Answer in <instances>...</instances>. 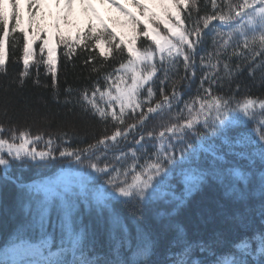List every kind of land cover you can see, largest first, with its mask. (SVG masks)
<instances>
[{
    "label": "snow or ice",
    "instance_id": "6c2138e0",
    "mask_svg": "<svg viewBox=\"0 0 264 264\" xmlns=\"http://www.w3.org/2000/svg\"><path fill=\"white\" fill-rule=\"evenodd\" d=\"M97 2L119 11L123 21L112 23L128 27L131 35L120 34L118 40L116 32L109 31L107 24L96 13L92 0H56L57 7L63 4L64 14L57 16L53 27L59 36L58 43L68 48L66 55L69 59L76 44L84 41H94V50L105 61L114 58L116 51L121 54L126 52L127 60L121 61L108 73H101L105 65L101 64L98 68L93 57L84 61L85 65L92 64L91 72L103 76L105 86L101 89L96 82L91 89L85 88L80 93V107L85 112L91 110V114L102 121L110 118L116 127L110 135H104L83 148L59 151L60 158H68L71 163L81 169H90V172L73 173L70 169H63L53 177L19 183L17 178L8 174L13 162L25 165L28 161H55L56 156L51 147L49 151L39 152L34 146L30 147L42 141V135L31 137L26 130L17 133L13 126L7 129L10 136H5L6 129L0 123V168L4 170L0 175L17 186V199L22 209L21 220L3 252L7 258H0V264H151L150 257L155 253L158 239H153V232L138 223L133 236L116 204L122 205L138 219L145 205L159 200L174 205L172 211L166 214L171 217L188 197L206 185L219 186L224 196L233 203L247 205L258 194L261 200L260 223L264 226V128L257 132L258 140L243 132L231 135L236 124L244 123L231 114H239L247 121H255L260 116L259 124L264 125V98L246 94L236 100L240 84L236 83V89L232 90L234 76L243 64L248 65V74L253 79L252 66L257 58L261 63L256 66L264 67V0H223L224 9L203 16L194 15L200 11L198 0H129L139 10L140 18L126 11L115 0ZM76 3L84 12L92 13L98 23L92 24L89 20L88 32L73 40L59 31V23L62 21L66 27L74 26L70 16ZM6 4L11 9L10 13ZM211 4L213 10L217 9V0H211ZM154 8L160 11L156 12ZM18 9L19 0H0V28L3 29V36H0V71L4 70L5 64L3 39L10 31L19 29L24 32ZM10 20L15 22L14 27H9ZM213 21H219V25L212 26L219 36V39H213L215 62H212V54H209L207 63L201 57L202 70H208L203 71L197 94L190 101H185L183 108L174 111L173 105L181 99L178 84L189 80L188 74L195 76V54L203 36L207 35L204 29H209ZM32 23V13H29V27ZM161 25L166 30L163 34ZM24 36L25 71L21 77L28 74L29 58L33 55L29 34L24 33ZM140 37L151 42L142 50L137 47ZM34 39L35 36H32ZM91 46L90 43L85 44L86 49ZM46 47L48 57L43 63L48 66L52 86L55 87V49L50 46V40L45 39L40 47L42 56ZM157 57L159 64L156 63ZM222 57L229 59L222 60ZM231 57L237 59L235 69L229 63ZM181 60L185 71L183 76L177 71ZM158 72L163 74L162 77L157 76ZM174 72L175 76L172 75ZM260 79L264 84V73ZM156 80L160 85L159 99H155ZM225 81L230 94L215 95L214 87L218 85L223 89ZM20 83L23 84L22 79ZM145 86L146 97L141 99ZM201 90L207 95H202ZM65 92L71 93L72 89L66 88ZM257 109L260 111L257 112ZM126 117L133 122L126 123ZM67 135L62 133L61 139ZM137 135L139 139H136ZM129 136L139 146L131 151V165L122 171L120 167L110 166L105 159L101 166V157L109 151L119 153L114 155L115 161L128 159L129 154L123 152L121 140L127 141ZM146 137L156 142L150 155L145 143H142ZM53 142L51 137L47 141L49 146ZM101 148L103 153L99 151ZM137 151L144 154L143 164L139 163ZM177 184L182 185L179 196L176 195ZM93 213L97 227L106 231V257L95 254L96 240L91 222L84 224V215ZM246 216L247 209L237 212L231 219L247 229L250 221ZM168 231L175 232L168 245V264H264V227L253 232L252 236L241 237L231 245L230 251L221 254L215 251L218 240H189L183 226L171 221L162 226V232ZM197 251L204 258L196 257L194 254ZM126 252H130V256H126ZM208 256L215 259L208 260Z\"/></svg>",
    "mask_w": 264,
    "mask_h": 264
},
{
    "label": "trees",
    "instance_id": "16d2710c",
    "mask_svg": "<svg viewBox=\"0 0 264 264\" xmlns=\"http://www.w3.org/2000/svg\"><path fill=\"white\" fill-rule=\"evenodd\" d=\"M236 2V0H233ZM200 11L194 15L203 16L205 14H212L213 11H220L224 9L223 0H217V9H212L211 0H198ZM159 12V8H155ZM226 10V9H225ZM129 11V10H127ZM132 12L137 18H140L139 10L135 9ZM186 16V13H182ZM213 25H219V21H213L209 25V29H204L207 35L203 36L202 43L198 46L195 54L196 72L195 76L189 75V80L181 81L178 84L181 93V99L178 104L173 105L174 111L184 107L185 101H190L192 97L197 94L200 85V79L203 71L208 69L201 68V57L205 58V63L208 62L209 54L213 55L212 62H215L214 53L216 47L213 45V39H219ZM187 26V24H186ZM9 27H12V20L9 21ZM202 27V24H201ZM221 28L223 26H220ZM162 34L166 32L163 25L160 26ZM83 32L79 36H83ZM24 31L16 30L9 32L8 36L3 39L2 52L4 56V70L0 71V123H3L6 131L5 136H10L7 129L15 127L17 133L20 130H26L31 137L37 134L43 136L42 141L35 142L34 146L39 151H49V147L56 156L55 161H28L25 165L20 162H13L9 175L17 178L19 183H30L33 180L53 177L61 173L63 169H70L73 173L77 171L90 172V169H81L79 165L73 164L68 158H60L59 151L64 148L76 149L83 148L89 143H94L96 139L104 135H110L116 124L109 118L107 121L100 120L97 116L91 114V110L85 112L80 104V93L85 89H91L93 83L98 82L101 89L105 86V81L100 73L91 72L92 64L85 65L84 61L88 57H93L94 64L99 68L101 64L105 67L101 69V73L112 72L115 67L119 66L121 61L127 60L126 52L121 54L116 51L114 58H109L105 61L98 51H95L94 41H84L77 43L75 50L71 53V58L66 55L68 48L63 43H58L56 40L54 45H50L55 49L53 57L56 60L57 69V85L52 86V74L48 70V66L43 63L48 57L47 47L43 53L40 52V47L43 45L41 38L34 39L30 37V47L33 55L29 58V67L27 75L21 77V73L25 71L23 63L24 50ZM89 35H91L89 33ZM0 36H3V29L0 28ZM78 38V37H77ZM76 38V39H77ZM119 40V39H118ZM91 44V48L86 49L85 44ZM150 41L140 37L137 41V47L143 49L150 45ZM154 48V45H152ZM231 52V49H229ZM222 60H228L229 57H222ZM156 63L159 64V58H156ZM229 63L233 69L237 63L236 57H231ZM261 63L257 58L256 64ZM253 64V71L255 79L248 74V65L243 64L241 69L236 73L232 83V90L236 89V83L240 84V88L236 93L235 99L240 100L246 94H251L254 97L264 98V84L261 83V74L264 73V67H257ZM221 72L223 65H220ZM179 75H185L183 69V62L181 60L180 66L177 69ZM162 73L158 72L157 76L162 77ZM175 76V72L172 73ZM23 80L21 85L20 81ZM156 78H154L155 80ZM38 81L39 83H35ZM128 82L130 83V76ZM47 86V87H45ZM205 82V87H207ZM71 88L72 92H65L66 88ZM146 87L142 90L141 99L146 97ZM154 87L157 90L155 99H159V81L156 80ZM171 90L170 87L168 89ZM114 91V89H113ZM215 95L230 94L228 82L225 81L223 89L217 85L214 87ZM90 94V93H89ZM202 95H207L203 93ZM99 101V95L96 97ZM70 101V102H65ZM155 101H153L154 103ZM118 112L119 110L116 109ZM260 110L257 109V112ZM5 112L7 116H5ZM139 113H137V116ZM239 117V120L244 121L243 124H236L231 132V135H236L237 132H243L251 135L258 140L257 132L264 128V125L259 124L260 116H257L255 121H247L239 114H231ZM131 113H129V117ZM10 118V119H9ZM126 123L133 122L128 117L125 118ZM167 119V117H166ZM154 123V122H153ZM151 124H149V129ZM149 129H146L149 130ZM67 133V137L61 139V134ZM54 141L51 146L47 141L49 138ZM139 139V136H136ZM194 139V138H193ZM207 139V138H205ZM219 143V140L216 141ZM110 143V142H109ZM145 143L147 153L150 155L155 150V140L149 141L146 137ZM121 147L123 152L128 153L126 161H115L113 153L109 151L106 156H102L99 163L103 166L105 159L110 166L120 167L121 170L129 167L132 163L131 151L137 150L138 145L135 144L132 136H129L127 141L121 140ZM101 153L104 149L99 150ZM6 155V154H5ZM137 156L140 158L139 163L143 164L144 154L137 151ZM0 168V174L3 173ZM123 178V177H121ZM131 177L129 176V180ZM102 183V181H100ZM174 183H176L174 181ZM107 187V186H105ZM182 185L177 184L176 195H180ZM18 188L10 181H5L0 175V255L7 246L16 225L20 222L22 217V209L18 203ZM261 200L257 194V198L248 202L247 205L242 203H233L230 199L224 196L223 190L216 185H206L201 190L194 192L188 197L186 203L179 208V210L171 217L166 214L171 212L174 205L164 204L162 201H154L147 204L141 210L139 218L131 215L129 211L120 204H116L117 209L122 213L125 222L132 231L133 236L136 233V224L138 223L142 228L150 229L153 232V239H158V245L155 248V253L150 257L151 264H168L167 251L169 241L175 235L174 231L162 232V226L171 221L174 224L183 226L187 233V238L192 241L203 240H218L219 243L215 246L217 254L228 252L231 250V245L238 241L241 237L252 236L253 232L261 230L262 226L260 212ZM247 209L246 219L250 221L249 227L243 229L239 223L231 217L237 212H245ZM91 222L92 231L95 233V254L102 257L108 256L107 235L106 231L97 227L95 213L92 215H84V224L88 225ZM257 237V242L259 241ZM135 244V240L133 241ZM172 251H176L173 249ZM130 252H126V256H130ZM196 257L204 258L199 251L194 254ZM208 260H214V256H208ZM259 259V257H257Z\"/></svg>",
    "mask_w": 264,
    "mask_h": 264
},
{
    "label": "rangeland",
    "instance_id": "374dc122",
    "mask_svg": "<svg viewBox=\"0 0 264 264\" xmlns=\"http://www.w3.org/2000/svg\"><path fill=\"white\" fill-rule=\"evenodd\" d=\"M117 4L125 7L126 11H135V7L129 2V0H115ZM92 6L95 8L96 13L104 20L107 24L109 31H115L117 34V39L120 38V34L125 36H130L131 32L128 27H120L119 24H113L112 21H123L124 17L117 11L114 7L110 8L108 5H101L97 0H92ZM7 11L10 13V7L5 5ZM63 4L57 7L56 0H19V13L22 17L21 27L28 31L30 37L35 36V40L41 38L44 42L45 39L50 40V45H54L53 42L56 40L58 42L59 36L57 35L56 28L53 27L57 23V16L63 15ZM154 11L155 8L153 9ZM29 13H32V26L29 27ZM70 19L73 21L72 27H66L63 22L59 23V31L65 35L70 36L75 40L80 34L88 31L89 20L92 24H97L98 22L92 16V13L84 12L81 5L76 3L72 6ZM15 26V22L12 21V27ZM20 31L19 29H17ZM53 47V46H52ZM6 154V153H5ZM5 249V248H4ZM4 249L0 255V258H7L3 256Z\"/></svg>",
    "mask_w": 264,
    "mask_h": 264
}]
</instances>
